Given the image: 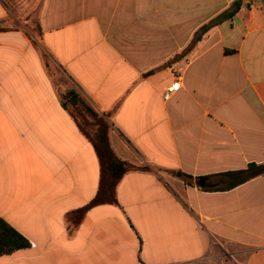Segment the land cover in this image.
<instances>
[{"label": "crops", "instance_id": "1", "mask_svg": "<svg viewBox=\"0 0 264 264\" xmlns=\"http://www.w3.org/2000/svg\"><path fill=\"white\" fill-rule=\"evenodd\" d=\"M70 90L109 114L121 160L149 168L81 221L100 164ZM251 164H264V0H0V218L30 244L0 264H264V174L226 190Z\"/></svg>", "mask_w": 264, "mask_h": 264}, {"label": "trees", "instance_id": "2", "mask_svg": "<svg viewBox=\"0 0 264 264\" xmlns=\"http://www.w3.org/2000/svg\"><path fill=\"white\" fill-rule=\"evenodd\" d=\"M239 8V3H234L229 10L204 25L195 40H199L213 26L220 24L224 20L232 19ZM62 104L73 117L81 132L92 143L100 164L98 192L88 205L76 212L78 220L81 221L88 211L97 206L106 204L119 206L117 188L123 177L129 172L148 171L149 168L123 161L115 154L109 140L111 128L108 122L109 114L100 115L96 113L85 99L73 90L63 94ZM263 174L264 164H251L246 170L227 173L226 176L231 180L226 190H230ZM181 177L187 184H192L190 176L181 175ZM215 190L211 189L210 191ZM29 246V242L22 235L0 218V256L12 254Z\"/></svg>", "mask_w": 264, "mask_h": 264}, {"label": "rangeland", "instance_id": "3", "mask_svg": "<svg viewBox=\"0 0 264 264\" xmlns=\"http://www.w3.org/2000/svg\"><path fill=\"white\" fill-rule=\"evenodd\" d=\"M35 23H33V25H34ZM17 25H19V23H16V22H12V23H9L7 26H8V28H16L17 27ZM31 29L32 30H35V28L33 27H31ZM50 74H49V76H50V78L57 84V89H58V91L59 92H61L62 90H61V88H59V86H58V84L59 83H62L63 81H65V77H63L62 75H61V73H59V71L57 70V68L56 67H54V70L52 71V70H50V72H49Z\"/></svg>", "mask_w": 264, "mask_h": 264}, {"label": "built area", "instance_id": "4", "mask_svg": "<svg viewBox=\"0 0 264 264\" xmlns=\"http://www.w3.org/2000/svg\"><path fill=\"white\" fill-rule=\"evenodd\" d=\"M181 84H180V81L177 80L171 87H169L165 94L163 95L164 96V99H169L174 93H176L179 88H180Z\"/></svg>", "mask_w": 264, "mask_h": 264}, {"label": "water", "instance_id": "5", "mask_svg": "<svg viewBox=\"0 0 264 264\" xmlns=\"http://www.w3.org/2000/svg\"><path fill=\"white\" fill-rule=\"evenodd\" d=\"M198 185H199L201 188H205V187H206L205 179H201V180L198 182Z\"/></svg>", "mask_w": 264, "mask_h": 264}]
</instances>
